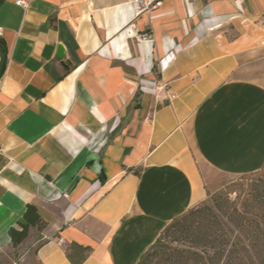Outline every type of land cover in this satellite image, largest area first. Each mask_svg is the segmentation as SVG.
I'll list each match as a JSON object with an SVG mask.
<instances>
[{
    "label": "crops",
    "instance_id": "0c3cea01",
    "mask_svg": "<svg viewBox=\"0 0 264 264\" xmlns=\"http://www.w3.org/2000/svg\"><path fill=\"white\" fill-rule=\"evenodd\" d=\"M133 1L0 2V264H136L212 176L263 167L264 0Z\"/></svg>",
    "mask_w": 264,
    "mask_h": 264
},
{
    "label": "trees",
    "instance_id": "16d2710c",
    "mask_svg": "<svg viewBox=\"0 0 264 264\" xmlns=\"http://www.w3.org/2000/svg\"><path fill=\"white\" fill-rule=\"evenodd\" d=\"M23 220L19 229L9 230L13 248L27 238L30 228L40 230L45 225L31 205L26 206ZM89 252L76 244L65 249L70 264H82ZM136 264H264V176L233 201H221V194L207 192L199 206L161 231Z\"/></svg>",
    "mask_w": 264,
    "mask_h": 264
},
{
    "label": "rangeland",
    "instance_id": "374dc122",
    "mask_svg": "<svg viewBox=\"0 0 264 264\" xmlns=\"http://www.w3.org/2000/svg\"><path fill=\"white\" fill-rule=\"evenodd\" d=\"M258 172V174L248 175L244 177L212 176L215 181V187L212 189V191H209V193L211 194L217 192L221 194V201H224L225 199L233 201L237 198V196L244 195L245 191L253 181L264 176V167ZM206 198L204 200H206ZM201 202L195 204L191 208L199 206Z\"/></svg>",
    "mask_w": 264,
    "mask_h": 264
},
{
    "label": "built area",
    "instance_id": "2783aa9c",
    "mask_svg": "<svg viewBox=\"0 0 264 264\" xmlns=\"http://www.w3.org/2000/svg\"><path fill=\"white\" fill-rule=\"evenodd\" d=\"M16 4L21 7H26V4L23 1H16ZM160 5H161V0H134L133 1L134 15L138 16L142 13H149L150 11L159 7ZM126 31L129 35L132 36L133 35V24H129ZM161 89L165 90L166 87L162 86ZM166 98L168 100H171L173 98V95L169 94L168 91H166Z\"/></svg>",
    "mask_w": 264,
    "mask_h": 264
},
{
    "label": "water",
    "instance_id": "95a60500",
    "mask_svg": "<svg viewBox=\"0 0 264 264\" xmlns=\"http://www.w3.org/2000/svg\"><path fill=\"white\" fill-rule=\"evenodd\" d=\"M2 0H0V2H1ZM0 49H1V51H2V55H1V57H0V77H1V75H2V73H3V69H4V64H5V60H6V50H5V48L1 45V43H0ZM56 57L58 58V59H62L63 57H64V53H63V48H62V46H58L57 47V54H56Z\"/></svg>",
    "mask_w": 264,
    "mask_h": 264
}]
</instances>
